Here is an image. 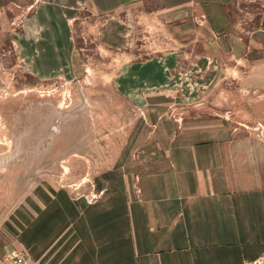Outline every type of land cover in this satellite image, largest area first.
Wrapping results in <instances>:
<instances>
[{"label": "rangeland", "instance_id": "obj_1", "mask_svg": "<svg viewBox=\"0 0 264 264\" xmlns=\"http://www.w3.org/2000/svg\"><path fill=\"white\" fill-rule=\"evenodd\" d=\"M51 1L0 0V259L15 251L36 261L37 249L62 221L74 230L81 225V208L125 195L132 186L128 177L158 155L156 146L172 143L167 133L181 124L155 119L179 108L158 106L159 97L173 99L178 88H163L144 66L162 63L159 53L194 48L201 54L206 46L200 34L198 41L180 43L159 33L155 19L140 17L137 39L129 37L135 53L129 54L104 45L102 22L87 19L84 7L70 19L58 8L61 0ZM240 1L246 6L245 31L264 33V0ZM246 36L222 38L216 46L245 50L248 70L259 59L251 50L264 43ZM218 59L221 65L238 64L237 56ZM167 61L175 66L167 73L169 84L186 60ZM198 67L195 80L203 81ZM225 76L237 80L236 73ZM198 91L206 90L184 89L186 102ZM229 122L254 133L246 144L264 146L261 122ZM134 192L139 194L138 187Z\"/></svg>", "mask_w": 264, "mask_h": 264}, {"label": "crops", "instance_id": "obj_2", "mask_svg": "<svg viewBox=\"0 0 264 264\" xmlns=\"http://www.w3.org/2000/svg\"><path fill=\"white\" fill-rule=\"evenodd\" d=\"M241 3L61 0L56 5L70 19L84 7L87 19L102 22L104 45L126 48L129 54L135 53L129 37L137 39L140 17L155 19L159 33L168 32L180 43L198 41L200 34L206 46L201 54L194 48L159 53L162 63L144 66L157 74L163 88H178L173 99L159 97L158 106L179 108L155 118L181 122L167 133L172 143L156 146L158 155L143 160L141 170L128 177L132 186L125 195L115 193L81 208V225L74 230L64 221L55 227L37 249L40 264H264V146L246 144L254 133L229 122H261L264 127V47L251 50L259 59L250 61L247 70L245 50L216 46L222 38L245 41L246 35L264 43L261 29L245 31L248 20ZM225 55L237 56V66L221 65L218 58ZM167 57L186 60L169 84L167 73L177 68V60L172 66ZM197 67L204 69L203 81L195 80ZM226 72L236 73L237 80H226ZM187 88L206 91L186 102ZM159 133L164 136L163 130Z\"/></svg>", "mask_w": 264, "mask_h": 264}, {"label": "built area", "instance_id": "obj_3", "mask_svg": "<svg viewBox=\"0 0 264 264\" xmlns=\"http://www.w3.org/2000/svg\"><path fill=\"white\" fill-rule=\"evenodd\" d=\"M0 264H39V263L32 260L25 254L17 253L15 251H10L5 253L1 257Z\"/></svg>", "mask_w": 264, "mask_h": 264}]
</instances>
